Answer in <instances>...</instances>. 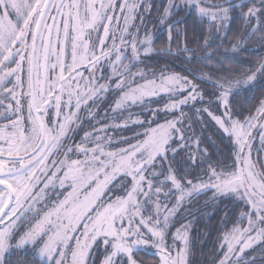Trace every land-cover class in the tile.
<instances>
[{
  "label": "snow or ice",
  "instance_id": "snow-or-ice-1",
  "mask_svg": "<svg viewBox=\"0 0 264 264\" xmlns=\"http://www.w3.org/2000/svg\"><path fill=\"white\" fill-rule=\"evenodd\" d=\"M144 4L145 0H0V120L5 121L0 123V264H8V258L16 253L15 264H22L29 255L26 264H36L37 260L40 264H89L88 257L101 240L104 255L100 264H124L125 259L127 264H138L134 252L148 248L156 249L159 264H188L190 222L176 229L171 246L166 236L184 202L209 190L214 200L230 202L222 217L225 227L237 207L245 209L224 233L220 250L226 245L227 251L216 264H255L254 257L244 256L246 250L264 243V164L258 170L251 155L253 130L264 127L254 123L264 120V97L258 101L256 115L241 119L242 110L230 106V96L241 84L257 86V76L264 75V57L256 71L243 80L225 66L224 61H233V57L225 54L223 60L217 59L223 75L212 78L209 74L211 93L202 90L196 78L161 71L159 77L152 73L153 78L147 79L137 66L142 55L154 51L168 55L190 51L187 44L177 46L175 52L171 47L173 33L187 38V27H179L181 19L173 18L181 11L207 22L204 49H209L216 37L223 42L234 18L242 20L243 33L236 43L229 41L235 53L241 41L264 27V0H167L151 28V0ZM165 26L168 47L153 49L155 32ZM258 38L264 41V33ZM214 58L209 51L201 56V62ZM106 69H110L107 76ZM137 79L143 83H136ZM102 80L108 83H100ZM111 93H119L111 105L113 112L167 95L169 102L163 109H148L153 113L150 121H133L141 127L146 122L155 123L161 111L174 118L134 134V144L124 138L119 143L126 147L109 150L113 148L111 139L105 141L99 133H107L109 127H128L127 121L109 125L103 119L96 120ZM53 102L55 118L49 111ZM184 107L194 109L196 123L204 113L211 117L232 142L233 161L225 163L219 157L213 161L208 149L201 147V138L193 141V121L185 126L188 116ZM213 108L223 109L222 115H215ZM108 111H104L105 118ZM177 111L179 116H175ZM93 120L101 126L84 130L85 122ZM80 131L83 136L76 143ZM141 135L142 140L138 138ZM260 141L264 147V132ZM80 154L83 159H71ZM117 177L118 184L114 183ZM57 183L71 191L63 199L58 193V202L53 201L42 215L36 210L26 220L34 202L43 199L40 193L34 194L35 189L43 184L40 192L46 193ZM82 190L86 195L81 199ZM245 218L247 225L241 227ZM176 241L182 244L178 250Z\"/></svg>",
  "mask_w": 264,
  "mask_h": 264
},
{
  "label": "trees",
  "instance_id": "trees-1",
  "mask_svg": "<svg viewBox=\"0 0 264 264\" xmlns=\"http://www.w3.org/2000/svg\"><path fill=\"white\" fill-rule=\"evenodd\" d=\"M99 2V0H97ZM122 2V0H121ZM129 3L134 2V0H128ZM238 2V0H237ZM152 10L151 15L149 16V20L151 23L149 24V28L152 27V24L157 23L153 18L158 16L159 12L163 11V6L167 3V0H151ZM144 6H147V0H145ZM119 10V4L117 6L116 11ZM246 10V9H245ZM179 17L181 19V24L179 27H187V38L185 39L183 33H181L180 37H176L175 33H173V39L171 47L175 52L177 46L184 47L187 44V47L190 49L189 52H179L176 55H168L167 53H160L159 51H154L152 54L141 56V63L137 66L139 69H142L146 75V78L152 77V73H155L157 77H159L161 71L167 73H180L181 75L188 76L189 79H195V83L200 86L202 90L207 93H211L213 91V87L211 82H207L209 78V74L212 78L216 76L223 75L220 71H218L217 59L223 60L225 54L234 58L233 61L225 60V66L231 67L234 70V77H241L243 79L246 78L247 75H251L256 69L259 67L258 61L260 58L264 57V41H261L258 37L261 33H264V27L260 29L259 32L255 34H251L250 38L247 41H241V47L237 49L234 53L232 51L231 43H236L238 37L243 33L244 30V22L237 18H234L231 24V28L227 33V36L224 38L223 42H221L220 37H216V42L211 44L209 49H204L202 47L205 37L207 35V22H202L198 19L194 13L189 14L186 11H181L176 14L174 19ZM121 20V18H120ZM49 24L52 23L51 19L48 21ZM136 23H139L137 20ZM253 24L256 23L255 19L252 21ZM264 24V19L261 21ZM116 21L113 26H115ZM121 27H123V22H120ZM135 31V29H133ZM251 33V29L248 30ZM145 34L144 30H141V36ZM61 38L62 34H61ZM52 39L55 42L56 33L53 30ZM97 46H98V39ZM231 41V43H229ZM110 46L112 40L109 39L107 41ZM117 43H119V36L117 35ZM153 49L159 50L161 48L168 47L167 40V29L166 26L163 29H158L154 34V42L152 44ZM249 47V51H246L245 48ZM194 49L195 51H191ZM69 55L67 57L68 61H71L70 56V48L68 49ZM98 51V50H97ZM209 51L213 52L214 59L209 61L204 59L201 62V56L206 55ZM190 57H195L191 58ZM115 57H113L114 59ZM246 58H250V61L256 64L249 65ZM245 59V60H244ZM55 61V57H53V62ZM84 72L85 76H88V72L85 69H81ZM59 69H57L58 73ZM136 71V69H133ZM110 74V69L105 70V75ZM67 75V73H66ZM97 75H100V72H97ZM153 78V77H152ZM100 83H108L107 80H102ZM113 84L115 81L112 82ZM136 83H143V80L137 79ZM256 87H245L244 85L237 87L236 90L230 96V106L236 109L238 112L242 110V115L239 117L243 119L244 116L247 115H256V107L258 106V101L264 97V75H258L256 78ZM6 87H10V85H6ZM186 94V93H185ZM119 96V93H111L109 94V103L105 104L103 107L99 109L100 116L96 117V120H104V123L109 125H117L123 124L127 121V128H114L109 127L107 133H99V135L104 136L105 141L109 138L112 141L113 148L109 150H114L118 148L126 147L127 145L124 143H119L121 139L126 138L128 143H136V139H133L134 134L143 133L144 130L148 127H155L156 124L163 123L166 119H173V114H165L163 111L159 112L155 117V123H144L143 127L139 124L133 123V121L141 120V121H150L153 118V113L148 109L161 108L163 109L164 105L169 102L168 97L165 95L153 97L151 100L146 101L143 106H129L126 111H116L113 112L111 110V105L114 104L115 98ZM207 98V97H206ZM67 99V97H65ZM8 103L5 100V105ZM14 103V102H13ZM24 114L27 115V101L24 100ZM202 105L197 104L196 107H201ZM109 109L108 115L104 117L105 109ZM3 109H0L2 111ZM183 112H185L188 116V119L184 121L185 126L189 123V120L193 121L191 131L195 133L193 136V141H195L196 137L201 138V147H206L208 149L209 154L212 156L213 161H217L219 157L224 160L225 163H229L234 160L233 152H230L229 148H226L225 143L216 139V133L211 130L210 124L206 121V119H211L204 113L201 119V122L196 123V116L194 115V109H190L189 107H184ZM52 117L55 118V104L53 102L52 108L49 110ZM215 115H222L223 109L213 108ZM180 112L177 111L175 116H179ZM45 120L48 119V116L44 117ZM214 121L212 120V123ZM0 123H5V121L0 120ZM214 125L215 122L213 123ZM91 125H95L96 127H100L101 125L96 124L95 120L88 122L86 121L84 124V130L91 131ZM219 129V126L216 125ZM220 130V129H219ZM222 131V130H221ZM83 136V131H80L79 134L75 136V142L79 143L81 137ZM139 139H143L144 137L141 135L138 137ZM71 143V141H69ZM91 147L92 145H87ZM175 146V145H173ZM251 155L256 157V153H261L260 148L255 150ZM183 156H177L175 159L179 161ZM63 159V157H60ZM83 155H73L71 159H83ZM63 173H61L62 175ZM102 178V177H101ZM115 182V181H114ZM117 184L120 182V178L116 179ZM43 188V184L39 185L34 194L40 193L43 199H47L45 201H49L50 195L54 196L55 192L59 190V184H56L55 189H49L46 193H41L40 189ZM119 195L122 193L118 192ZM118 195V194H117ZM175 195H179L176 193ZM41 199V200H43ZM174 202V197H173ZM230 206L229 201L224 200H214L212 190L201 193L199 196H193L190 200H186L184 205L181 207L179 213L174 218V227L170 229L166 236V242L168 244H172L173 241V233L175 229L180 227L185 223L190 222V228L188 229L189 234V243L192 244L193 249H201L202 259L204 264H208L210 258H214L213 260L219 261L221 259L220 255H216L215 253L219 251V245L223 239L224 233L231 229L233 223L236 221V218L242 207H237L235 211H233L230 215V218L226 222V227L222 223V217L225 215L226 208ZM171 207V204H169ZM28 217V216H27ZM26 217V220H27ZM256 251V250H254ZM249 253V258H255V264H264V253L257 251L256 253ZM252 252V251H251ZM218 253V252H217ZM136 256L134 257L138 262L143 261L145 263H155L157 262V256L152 254V252H136ZM18 253L13 254L10 258H8V264H15ZM31 259V256L25 257V260L22 261V264H26L28 260ZM212 260V261H213ZM36 264H40L39 260H37ZM190 264V262H189Z\"/></svg>",
  "mask_w": 264,
  "mask_h": 264
},
{
  "label": "rangeland",
  "instance_id": "rangeland-1",
  "mask_svg": "<svg viewBox=\"0 0 264 264\" xmlns=\"http://www.w3.org/2000/svg\"><path fill=\"white\" fill-rule=\"evenodd\" d=\"M117 6H118V4H117ZM117 13H119V10H117ZM114 22H115V20L113 21V24H114ZM120 22H123V18L122 17H121ZM99 32H100V35H103V27L102 26L99 28ZM96 43H97V41H96ZM245 49H246V51H249V47L248 48H245ZM97 50H99V40H98V48H97ZM247 59L248 58H246V60ZM248 60L247 61H248V64L249 65H252L254 63L256 64V61H254V63H253L252 60L250 61V58ZM257 63L259 65V61ZM148 79H152V77H150ZM238 79L243 80V78H241V77H238ZM241 85L243 86V84H241ZM241 85H239L237 87H240ZM165 96H167V95H165ZM206 121L210 124L211 130L216 133V139H218L219 141H222L223 143H225L226 148L228 147L229 150H230V152H233V144H232V142L229 141L226 137H224V134L222 133V131L219 130L216 125L213 124L214 122L212 123V119H209L208 118V119H206ZM254 123H257L259 125H264V120L257 119L256 121H254ZM261 132H264V127H258L256 129H254L253 130L254 139L251 141V144H252L251 154L253 152H256L255 151L256 149H259L260 148V150H261L260 151L261 153H256V157H254V159H253V156H252L253 161L257 163V169L258 170H261L259 168V165L260 164H264V147L261 146V141H260V133ZM245 151L247 152V149ZM220 160H222V158H220ZM114 183H117V182L115 181ZM59 190L60 191L54 193V196L53 197H51V195H50L49 201H45V200H47L46 198L43 199V200H37V201H35L34 204H33V211L30 212V213H28L27 219H30L31 216L35 214V211L36 210H41V215H42L43 214V211H47L48 208L52 206V202L53 201H56V196H57L58 193H62L59 198L60 199H63L64 198V195H66L68 191H71V188H68L66 186L65 189L59 188ZM90 190L91 189H88V191H90ZM117 194L119 195L118 192L116 193V195ZM84 195H86V193L82 190L81 193H80L81 199L83 198ZM105 200H107V197H105ZM56 202H58V201H56ZM28 207H29L28 204H25L24 205V208L25 209H27ZM246 225H247V219L245 218L243 220V223L240 226L241 227H244ZM79 227L82 230L83 225H80ZM173 227H174V223H172V225L170 226V229H173ZM175 231H176V229H175ZM175 231H174V233H175ZM71 243H72L73 246H75V240L74 239L71 241ZM171 243L173 244V241ZM172 244H168V245L171 246ZM181 246H182L181 242L180 241H176V243H175L176 250H178ZM220 249H221V243L219 245V249H218L219 251H217L218 253L216 252L215 254L216 255H220L221 258H222L223 255H224V251H227V247L225 245L223 251H221ZM262 249H264V243H258L256 245H254L252 249L246 250V253H245L244 258L245 259H250L249 258V253H253L254 250H256V251H254V253H256L257 251L262 252L261 251ZM141 251L142 252H149V253L152 252V254H155L156 253V249L155 248L142 249L140 251H135L134 252V257L136 256V254H135L136 252H141ZM201 253H202L201 249L198 248V249H195L194 250L192 244H190V251H189V256H188V264H189V262H190V264H204V261L202 259ZM103 255H104V253H103V241L101 240L98 246H94V248H93V255L90 256V257H88L89 264H91V261L93 259H95V264H100V260L103 258ZM155 255L157 256V262L150 263V264H159V255H157V254H155ZM173 255H175V251L173 252ZM213 259L214 258H212V259L210 258V260L208 261V264H216V262H218V260L215 261ZM68 260H69V262L71 260V254H70V252H69ZM117 264H119V261H117ZM124 264H127L126 259L124 260ZM138 264H149V263H145L143 261H139Z\"/></svg>",
  "mask_w": 264,
  "mask_h": 264
}]
</instances>
